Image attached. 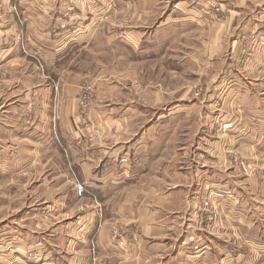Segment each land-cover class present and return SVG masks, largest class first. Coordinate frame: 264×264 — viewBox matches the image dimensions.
Here are the masks:
<instances>
[{
    "label": "crops",
    "instance_id": "obj_1",
    "mask_svg": "<svg viewBox=\"0 0 264 264\" xmlns=\"http://www.w3.org/2000/svg\"><path fill=\"white\" fill-rule=\"evenodd\" d=\"M171 1L175 3L173 9L154 26L159 34L141 27L142 21L156 9L151 0H6V7L18 10L23 20L3 22L1 29L7 39L19 33L37 55L52 59L50 64L43 59L52 67L61 65L70 55L87 53L89 47L98 43L106 48L119 47L116 51L123 53L126 49L136 57L156 56L166 53L172 29L179 30L198 21L186 12L188 3L196 0ZM121 18H126V25H115ZM36 38L45 40L46 45L32 47ZM14 50L10 47L8 54ZM18 52L21 55L20 49ZM82 82L87 83V79ZM82 82L70 83L67 92L60 96L62 109L58 122L68 128L65 131L59 128L56 140L66 156L70 174L85 185L86 193L83 198L75 193L64 197L58 204L56 221L40 219L32 224L33 228L25 229L10 224L1 227L0 244L4 242L10 252L0 250V264H177L173 252L180 264H264V255L254 254L250 242L264 243V181L260 179L262 184L252 191L246 182V176L252 174L244 166L239 168L245 172L236 170L235 165L231 168L234 170H229L222 154L228 146L232 149V140L245 147L242 153L245 163L250 167L255 164L246 145L255 143L254 147H259L264 143L261 99L250 90L243 94L231 91L233 94L225 97V103L239 112L231 114L228 108L222 111L221 120L229 123L224 130L216 127L218 121L214 125V119L209 129L192 120L190 124L199 135L189 157L191 145L181 140H187L182 133L187 136L184 127L189 124V111L182 105L185 99L168 108L165 105H170L173 99L158 94L146 95L142 103L132 97L130 104L117 106L107 98L100 99L98 115L92 109L89 116H98V122L103 123L102 134L91 145L78 148L75 139L79 132L80 98L76 96L91 87H84ZM96 82L88 83L95 88ZM157 106L164 108L156 110ZM253 124L258 129L255 132L259 135L258 143L250 135ZM218 134L224 135L225 145L228 141L224 149L222 145H210ZM53 141L60 150L55 137ZM12 156L3 154L0 166L7 168ZM16 165L15 161L13 166ZM257 169L264 180L261 175L264 160ZM204 182L212 184L217 203L222 204L217 211L225 227L217 231L225 232L227 241L220 244L203 227H198L202 207L179 209L174 202L183 197L189 202L197 197V185ZM194 187V194L185 197V192ZM228 191L237 195L240 206L239 200L228 195ZM157 202L164 204L158 206ZM177 221H183L178 234ZM113 229H119L122 236H113ZM232 233L240 240L232 237ZM200 240L201 249L206 251L192 254L191 245L197 246ZM220 249H224V255Z\"/></svg>",
    "mask_w": 264,
    "mask_h": 264
},
{
    "label": "rangeland",
    "instance_id": "obj_2",
    "mask_svg": "<svg viewBox=\"0 0 264 264\" xmlns=\"http://www.w3.org/2000/svg\"><path fill=\"white\" fill-rule=\"evenodd\" d=\"M151 2L156 3L155 12L152 10L149 13L151 16L142 21L141 27L155 30L159 34V29L154 26L162 20L161 16L169 14L175 3H171V0ZM6 5V0H0V161L5 153L13 156L7 168L0 166V234H3L1 227L5 224L25 229L33 228L32 224L40 219L45 222L56 221L55 213L60 210L58 204L64 197L75 193L78 198H83L86 193L85 185L78 177L70 174L66 156L56 140L58 129L65 131L68 128L58 122L62 109L58 101L62 93L67 92L70 83L78 80L82 82L86 78L87 83L97 81L102 85L98 87L96 82L94 88L91 83L86 85L82 82L84 87H91L85 94L76 96L80 98L79 132L75 139L78 148L91 145L102 134L103 123L98 122V116H89L92 109H95L93 114L98 115L100 99L107 98L117 106L130 104L132 97L142 103L146 95L158 94L173 99L170 105H165L166 108L185 99L186 103L182 105L189 111V124L184 127L187 136L182 133V137L187 140H181L191 145L188 147V157L191 149H195L192 146L199 135L190 124L192 120L209 129L214 119V125L218 121L216 127L224 130L229 123L221 120L224 119L222 111L228 108L231 114L239 112L238 108L234 110L235 106L225 103L229 93L243 94L250 90L264 105V0H196L195 3H188V17L198 21L182 26L179 30L169 31L170 43L166 42L168 49L165 54L136 57L126 49H123V53L116 51L119 47L106 48L104 44L98 43L89 47L87 53L70 55L61 65L54 67L45 64L44 57L30 49L19 33L9 39L4 36L5 32L1 29L3 22L23 20L18 10ZM125 19H119L115 25L125 26ZM45 43V40L36 38L32 40V47H41ZM10 47L15 49L12 54H8ZM51 60L50 57L44 59L49 64ZM81 99L86 101V107L81 105ZM158 108L164 107L157 106L156 110ZM206 115H209V119ZM97 128L101 132L98 137L95 134ZM256 131V125H251V138L255 140V136L258 143L259 135L255 134ZM223 136L215 135L210 145H222L224 149L228 141L225 145ZM54 137L61 151L56 149ZM231 144L232 149L228 146L222 150L226 157L225 165L229 170H234L231 168L235 165L238 171H243L239 167L244 166L252 174L246 176V182L254 191V188L262 184L260 179L264 181L258 173L261 170L257 169L258 163L264 160V143L259 147H254L255 143L246 145V151L251 149L255 161L251 167L242 158L245 147L232 140ZM15 161L17 165L14 167ZM207 163L212 165L210 161ZM78 182L85 189L82 195L78 193ZM208 185L205 182L204 185H197L196 199L193 197L186 202L183 197L174 202L179 205V209L202 207L201 226L198 227H203L220 244L227 241V234L217 231L225 227L217 211L222 204L217 203L216 190L211 188L212 184ZM188 187L192 185L188 184ZM194 192L195 187L184 195L190 198ZM227 194L239 200L237 206H240L241 201L236 194L231 191ZM163 202H157V205H163ZM175 225L178 234L182 231L183 221H177ZM114 231L122 236L119 229H113V236ZM231 236L240 240L234 233ZM250 242L254 254L264 255V243L254 240ZM200 243L201 240L197 246L192 244L189 251L192 254L205 252ZM224 249H220L223 255ZM0 250L10 252L4 242L0 244ZM172 256L173 261L180 264L178 255L173 252Z\"/></svg>",
    "mask_w": 264,
    "mask_h": 264
},
{
    "label": "built area",
    "instance_id": "obj_3",
    "mask_svg": "<svg viewBox=\"0 0 264 264\" xmlns=\"http://www.w3.org/2000/svg\"><path fill=\"white\" fill-rule=\"evenodd\" d=\"M81 105H82L83 107H86V106H87L86 101H85L84 99H81ZM100 133H101L100 130L97 128L96 131H95L96 137H98V136L100 135ZM77 187L79 188V189H78V193H79L80 195L84 194V192H85L84 186L81 185V184L78 182V183H77ZM114 236H115L116 238H120V237H121V234L118 233V231H114Z\"/></svg>",
    "mask_w": 264,
    "mask_h": 264
},
{
    "label": "bare ground",
    "instance_id": "obj_4",
    "mask_svg": "<svg viewBox=\"0 0 264 264\" xmlns=\"http://www.w3.org/2000/svg\"><path fill=\"white\" fill-rule=\"evenodd\" d=\"M198 95V94H197Z\"/></svg>",
    "mask_w": 264,
    "mask_h": 264
}]
</instances>
